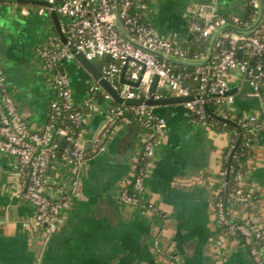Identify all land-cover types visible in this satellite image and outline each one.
<instances>
[{"label":"crops","instance_id":"crops-1","mask_svg":"<svg viewBox=\"0 0 264 264\" xmlns=\"http://www.w3.org/2000/svg\"><path fill=\"white\" fill-rule=\"evenodd\" d=\"M20 4L0 0V62L21 116L37 130L48 120L49 104L56 98L52 72L43 67L41 51L55 37L62 38L50 11L40 14L39 8ZM192 9L205 16H243L246 3L145 0L143 19L167 39L181 43L188 36ZM62 69L83 113L85 143H93L112 101L101 88L86 105L88 86L97 81L76 58L65 60ZM243 82L239 73H230V89L236 88L231 92L233 112L264 120V80L259 97L250 95V89L239 97ZM156 93L160 98L176 95L170 89L164 96ZM153 111L165 120L167 130L145 169L142 202L152 203L156 211L120 201L148 137L141 124H123L106 149L86 165L76 169L60 156L52 160L45 191L55 197L66 195L70 205L60 213L57 230L45 244L42 227L30 222L33 206L15 194L13 158L0 155V264H175L177 259L180 264H254L240 239L228 237L217 244L220 234L213 207L230 134L193 122L184 103L154 105ZM244 168L243 186L257 198L247 204L231 201L227 208L240 221L264 226V130L255 135Z\"/></svg>","mask_w":264,"mask_h":264},{"label":"built area","instance_id":"built-area-1","mask_svg":"<svg viewBox=\"0 0 264 264\" xmlns=\"http://www.w3.org/2000/svg\"><path fill=\"white\" fill-rule=\"evenodd\" d=\"M46 1L49 6L40 7L38 12L56 11L61 18L60 33L65 39L55 37L41 51L43 67L52 72L56 98L49 104L48 120L39 129L29 128L21 116L9 92L0 62V153L13 158L12 167L17 173L15 194L33 206L30 222L41 226L45 235H51L58 227L60 213L70 205L66 195L55 197L45 191L52 160L60 156L67 164L78 169L106 149L107 141L118 126L137 122L145 128L148 137L143 142L135 165L134 178L122 189L120 201L126 205H140L144 211H156L152 203L142 202L143 179L145 169L156 155V149L164 142L167 130L165 120L154 113L153 106L142 104L122 107L111 103L106 109L104 124L91 147L86 149L83 113L74 102L70 79L62 69V63L74 59L78 52L88 58L103 59L109 56L110 61L103 65L101 76L111 83L123 99L138 96L133 87L120 82L123 71L126 79L140 80L137 88L145 92V99L151 96L148 89L152 76L156 74L158 87L164 86L180 96L192 95L191 100L184 102L192 121L209 126L205 114L208 103L217 105L216 113L223 119H233L235 116L232 110L234 95L229 91L231 69L237 68L241 78L249 81L250 95L260 96V86L264 80V18L259 28L251 34L223 31L216 42L210 63L177 72V64L130 44L119 34L113 15L114 0ZM244 1L252 10L249 14L252 23L258 11V0ZM144 7L145 0H121L120 16L127 32L143 46L182 58L203 57L212 33L224 24L232 23L241 27L251 24L242 16L210 17L192 9L187 25L188 36L183 42L177 43L167 39L143 19ZM21 12L27 14L28 9L22 8ZM197 38L203 46L190 57V43ZM238 51L241 52L240 56ZM184 81L193 83L194 87L186 86ZM101 88L98 82L88 86L86 105ZM153 96L160 98L156 92ZM105 98L111 100L106 92ZM241 126L244 128V147L251 149L254 136L264 130V124L257 116L247 114L241 116ZM239 135L238 131H233L230 136L223 153V162L232 158L237 161L238 153L233 150ZM140 164L142 168H139ZM238 164L241 166L242 163ZM227 174H231V183L226 179ZM244 174L245 170L241 167L229 163L222 169V177L217 181L218 193L213 207L220 234L217 244L221 245L228 237H236L246 246L254 264H263L260 248L264 244V226L240 221L227 208L231 201L247 204L257 198L256 194L244 188ZM179 261L177 259L175 264H180Z\"/></svg>","mask_w":264,"mask_h":264},{"label":"water","instance_id":"water-1","mask_svg":"<svg viewBox=\"0 0 264 264\" xmlns=\"http://www.w3.org/2000/svg\"><path fill=\"white\" fill-rule=\"evenodd\" d=\"M11 1H15V2H19V3H36V4H40L43 6H49V3L46 0H11ZM120 3L121 0H114V9H113V15H114V21H115V26L119 32V34L126 40L128 41L130 44L144 50L147 51L153 55H155L156 57L166 60L168 62L177 64V65H183V66H187V67H196V66H200V65H205L211 62L212 58H213V54L215 52L216 49V42L220 36V34L225 31V30H232L235 31L237 33H243V34H251L253 33L255 30H257L260 26V24L263 21L264 18V0H258V11L256 14V18L254 19V21L245 27H241L232 23H227L224 24L218 28H216L214 30V32L212 33L209 43H208V47H207V51L205 53V55L201 58H182V57H177L171 54H165L161 51L158 50H153L150 49L146 46H143L142 44H140L139 42H137L125 29L123 21L121 19L120 16ZM51 12V16L56 24L57 30L60 32V23H59V15L56 11L52 10ZM210 17H215L212 16V14H209ZM60 36L62 38V40H64V36L60 33ZM238 56H240L241 52L238 51ZM75 58L76 60H78L80 62V64L89 72L90 76L95 79L103 88V90L110 95L111 100L112 101H116L118 103L124 104L126 106L128 105H148V106H154V105H159V104H163V103H184L186 101H189L193 98L192 95H188V96H180V95H174V96H169V97H161V98H154L153 94L155 92H159L161 95H165L166 92L168 91V89L164 86H157V81H158V76L156 74H154L151 78V82L149 85V89L148 92L151 94V96L148 99L144 98L145 92L141 89H138L137 87L139 86V82L140 80H136V81H132L129 79L125 78V71L122 72L121 76H120V82L124 83V84H128L129 86L134 88V91L138 94L137 97L134 98H130V99H123L118 92L113 88V86L111 85V83L103 78L101 76V69L104 65L105 62H109L110 61V57L109 56H105L103 59L100 58H88L84 53L82 52H78L75 54ZM230 73H239L238 69H231ZM184 84L187 85L188 81H184ZM235 87L231 88L229 91L230 92H234L235 91ZM250 89V84L248 80H244L243 82V86L240 90V92L238 93L239 97H244L247 92ZM238 116H240V114H238ZM97 133L93 136L92 140L95 139V137L97 136ZM258 138H260V135H258ZM91 143L92 142H88L85 143V148L89 149L91 147ZM63 145V141L61 143ZM0 155H5L3 153H0ZM260 254L262 256V260H263V264H264V246L260 248Z\"/></svg>","mask_w":264,"mask_h":264},{"label":"trees","instance_id":"trees-1","mask_svg":"<svg viewBox=\"0 0 264 264\" xmlns=\"http://www.w3.org/2000/svg\"><path fill=\"white\" fill-rule=\"evenodd\" d=\"M23 7H36V8H40L43 7V5L40 4H34V3H21L20 4ZM251 8H249V6H246V10H245V14L242 16V18L247 21L248 23H251V19L249 17V14L251 13ZM203 46L201 40H199L198 38L193 40L190 43V53L189 56L193 57L195 53H197L200 48ZM192 69V67H187V66H183V65H177L175 71L177 72H184V71H188ZM243 80V79H242ZM112 104L114 106H122L125 107L126 105L118 103L116 101H112ZM217 111V105L214 103H208L205 109V114L207 116V124L209 125V127L216 129V130H221V131H226L230 134V136L233 135V131H238L240 133L239 137L235 139V148H234V153H238V158L237 161L234 160L233 158L230 159L229 161H224L223 162V167L225 168L229 163L234 164L237 168L241 167V169L245 170L244 165L247 161V158L249 157V155L252 153V149L253 148H245L244 147V136H243V132H244V128L241 126V116H237L235 115L233 117V119H223L221 118V116L217 115L216 113ZM259 121L264 124V120L263 119H259ZM134 123V122H132ZM255 138V136H254ZM252 146L254 147V139L252 142ZM238 162H241V166L238 164ZM143 165L140 164L139 168H142ZM226 179L228 181V183L232 182V178H231V174H227L226 175Z\"/></svg>","mask_w":264,"mask_h":264},{"label":"flooded vegetation","instance_id":"flooded-vegetation-1","mask_svg":"<svg viewBox=\"0 0 264 264\" xmlns=\"http://www.w3.org/2000/svg\"><path fill=\"white\" fill-rule=\"evenodd\" d=\"M36 226H37V225H36ZM38 226H39V225H38ZM56 230H57V228H56ZM56 230H55L51 235H48V236H47V235L44 234L43 229H42V235H43V236H42V237H43L42 240H43L44 244L50 239V237L56 232Z\"/></svg>","mask_w":264,"mask_h":264}]
</instances>
